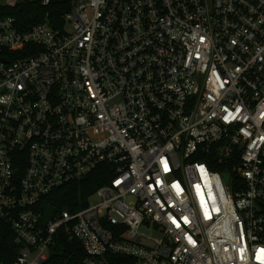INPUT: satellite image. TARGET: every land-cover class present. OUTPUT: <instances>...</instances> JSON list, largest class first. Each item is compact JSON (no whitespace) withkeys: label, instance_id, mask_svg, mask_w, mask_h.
<instances>
[{"label":"built area","instance_id":"2783aa9c","mask_svg":"<svg viewBox=\"0 0 264 264\" xmlns=\"http://www.w3.org/2000/svg\"><path fill=\"white\" fill-rule=\"evenodd\" d=\"M99 171L58 207L55 191ZM1 228L0 264L76 248L81 264H262L264 0L0 16Z\"/></svg>","mask_w":264,"mask_h":264},{"label":"trees","instance_id":"16d2710c","mask_svg":"<svg viewBox=\"0 0 264 264\" xmlns=\"http://www.w3.org/2000/svg\"><path fill=\"white\" fill-rule=\"evenodd\" d=\"M70 6L71 0H51L49 5H43L38 0H20L13 7L0 3V16H15L19 22L25 23L27 27L44 22L46 19H49L51 23H59L62 20L63 14L69 10ZM110 177L109 173H101L99 171L90 175L86 180L78 181L58 189L55 191L58 207L77 206L81 197L86 199L99 186L106 183ZM3 228L0 229V235L3 237V240L13 244L11 232ZM1 236L0 241L2 240ZM76 250L78 251L77 253L74 252ZM0 252L7 256L4 248L0 247ZM82 259L83 254H81V249L76 248L71 253L51 257L48 264H81Z\"/></svg>","mask_w":264,"mask_h":264},{"label":"rangeland","instance_id":"374dc122","mask_svg":"<svg viewBox=\"0 0 264 264\" xmlns=\"http://www.w3.org/2000/svg\"><path fill=\"white\" fill-rule=\"evenodd\" d=\"M66 27H67V29H69V30L72 29V26H70V25H67ZM142 231L145 232V233H147V234H150V229H148V228H144Z\"/></svg>","mask_w":264,"mask_h":264},{"label":"snow or ice","instance_id":"6c2138e0","mask_svg":"<svg viewBox=\"0 0 264 264\" xmlns=\"http://www.w3.org/2000/svg\"><path fill=\"white\" fill-rule=\"evenodd\" d=\"M165 168L167 169L166 163H165ZM177 226H179V225H177ZM261 253L264 254V249L261 250ZM261 259H262V264H264V256H262Z\"/></svg>","mask_w":264,"mask_h":264}]
</instances>
